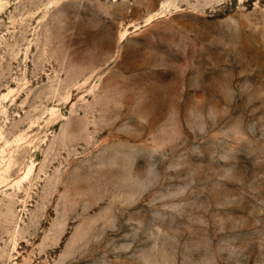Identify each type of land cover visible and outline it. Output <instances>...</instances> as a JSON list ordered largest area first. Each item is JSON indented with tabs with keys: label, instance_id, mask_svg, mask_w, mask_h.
Wrapping results in <instances>:
<instances>
[{
	"label": "rangeland",
	"instance_id": "rangeland-1",
	"mask_svg": "<svg viewBox=\"0 0 264 264\" xmlns=\"http://www.w3.org/2000/svg\"><path fill=\"white\" fill-rule=\"evenodd\" d=\"M0 264H264V0H0Z\"/></svg>",
	"mask_w": 264,
	"mask_h": 264
}]
</instances>
